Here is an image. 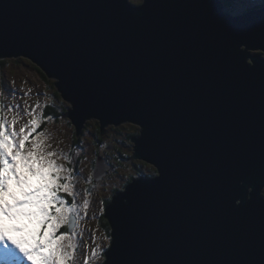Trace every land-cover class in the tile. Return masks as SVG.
Here are the masks:
<instances>
[{"label": "water", "instance_id": "water-1", "mask_svg": "<svg viewBox=\"0 0 264 264\" xmlns=\"http://www.w3.org/2000/svg\"><path fill=\"white\" fill-rule=\"evenodd\" d=\"M218 2L0 0V59L56 80L76 136L140 126L127 161L156 174L105 206L103 264H264V33L227 35Z\"/></svg>", "mask_w": 264, "mask_h": 264}, {"label": "rangeland", "instance_id": "rangeland-1", "mask_svg": "<svg viewBox=\"0 0 264 264\" xmlns=\"http://www.w3.org/2000/svg\"><path fill=\"white\" fill-rule=\"evenodd\" d=\"M129 2L139 5L142 0H129ZM243 3L252 9L258 8V5L264 6V0H243ZM247 51L261 53L264 56V52L261 50ZM19 58H9L4 67H0V106H2L0 117L7 122L9 133L13 131L19 133L20 128L28 125L29 121H34L37 125L36 128L32 129L29 126L26 129L29 134L26 147H31L32 140L43 134V141L48 150L57 153L54 158L56 163L73 171L71 183L74 194L69 195L64 192H61L63 195L59 194L67 204H74L76 208L73 214V223L68 232L72 243L77 246L72 264H103L105 259L103 253L111 241L110 225L108 224V228L103 226L102 219L106 220L104 208L111 202L112 196L115 194L113 190L116 187L120 189L116 192L124 191L127 179L137 172L133 161L139 159H132L131 165L115 160L116 152L111 147V141L117 135L109 131V128L114 126L113 124L103 127V134L100 135L103 141L100 146H97L91 132L97 127V123L99 124V120L96 118L84 121L85 123L82 124L77 135L80 138L79 142L76 143L75 126L70 123L68 117H53L46 114L45 109L49 106L67 107L65 114L71 108V104L65 101L60 93L54 94L56 80L44 75L33 62L26 58ZM86 123L89 131L83 132L82 129ZM127 123L130 122H123L115 126L120 131L118 136L120 139H123L124 134L132 129ZM132 124L136 127L137 132H140V126ZM96 150H99L101 157L104 156L113 163V167L107 174L104 173L106 170L104 160L99 158L104 162V165L94 163ZM127 151H129V146L126 147ZM150 165L155 169L152 164ZM137 177L140 176L134 178ZM29 179L34 186L38 183L36 177H29ZM25 220L27 219H21L16 226L21 228V224ZM65 226H60L57 229V235L67 232ZM31 227L33 225L27 228L31 229ZM12 235L19 236L20 234L12 233ZM93 250L95 255H93ZM8 259L5 254H1L0 264H5ZM17 264H21V258H17Z\"/></svg>", "mask_w": 264, "mask_h": 264}, {"label": "snow or ice", "instance_id": "snow-or-ice-1", "mask_svg": "<svg viewBox=\"0 0 264 264\" xmlns=\"http://www.w3.org/2000/svg\"><path fill=\"white\" fill-rule=\"evenodd\" d=\"M216 6L227 35L264 33V9L254 11L243 0H219ZM29 126L35 129L37 125L29 121L19 133H9L7 122L0 117V244L9 258L5 264H17V249L31 264H72L77 246L68 232L57 235V229L73 223L75 205L67 204L59 194H74V173L56 163L57 153L48 150L43 134L26 147ZM29 177L38 178V183L34 186ZM260 183L264 184V179ZM255 199L264 202V198ZM241 208L246 206L242 204ZM21 219H27L33 227L26 230L16 223L5 224ZM7 241L14 247H9Z\"/></svg>", "mask_w": 264, "mask_h": 264}, {"label": "trees", "instance_id": "trees-1", "mask_svg": "<svg viewBox=\"0 0 264 264\" xmlns=\"http://www.w3.org/2000/svg\"><path fill=\"white\" fill-rule=\"evenodd\" d=\"M19 59H21V58H19ZM7 60L8 59H6V58L0 59V67L1 68L4 67V65L7 63ZM54 92L53 93L55 95H57L58 92L56 90H54ZM58 96H59V94H58ZM66 109H67V107H64V106H60V108L49 106L45 110H46V114L52 115L53 117H62L65 114ZM131 124L132 123H127V125H129L130 128H132V129H130V131H127L124 134V138L123 139H120L118 137L119 133H120L118 128H116L115 126H113V127L111 126L109 128L110 130L108 129L110 131V133L117 135L111 141V147H113L114 149L113 148L112 149L116 152V156H115L116 159L115 160L118 161V162H121V161L126 162L127 160H129L131 158V154H132L131 140H132V138L134 136H136L138 134L136 127H134V125L133 124L131 125ZM82 131L83 132L84 131H89V128L87 127V123L84 125V128L82 129ZM91 132L93 133V136H94L93 140L95 141L96 145L100 146V144H102L103 140H102V137H100L101 131L99 129V124L98 123H97V127ZM74 137H75V139L77 141L76 143H78L80 138L77 137L76 135ZM128 146H129V151L126 152V147H128ZM100 155L101 154L99 153V150H96V156L94 158V163L97 162L96 164H98V162L101 161L100 159L104 160L105 161V168H106V170H104V173H107L109 171V169L113 167V163L110 160L106 159L104 156L101 157ZM101 162L104 165V162L103 161H101ZM127 162L131 163L132 161H127ZM133 166H134V168H135V170L137 172H136L135 175H133L132 177H129L127 179V181H126L127 183L130 182V180H132L136 176L143 175V176H146V177H151V176H155V174H156V171H155L156 169H154L150 164H147V163H145L143 161L134 160L133 161ZM126 184H124V185H126ZM117 190H120V189H118L116 187L113 190V192H116ZM109 201H110V199H109ZM109 201H108V203H109ZM102 221L104 223L103 226L105 228H108L109 226H108L107 220L102 219ZM67 228L68 227L65 226V230H68Z\"/></svg>", "mask_w": 264, "mask_h": 264}, {"label": "bare ground", "instance_id": "bare-ground-1", "mask_svg": "<svg viewBox=\"0 0 264 264\" xmlns=\"http://www.w3.org/2000/svg\"><path fill=\"white\" fill-rule=\"evenodd\" d=\"M142 1H143V0H142ZM19 57H20V58H23V59L26 58L27 60L31 61L29 58H27V57H22L21 55H18L17 57H10V58H14V59H15V58H19ZM6 59H9V57H7ZM31 62H32V61H31ZM34 65H35V64H34ZM42 73H43V72H42ZM66 118H67V117H66ZM69 120H70V119H69ZM70 123H71V120H70ZM106 174H107V173H106Z\"/></svg>", "mask_w": 264, "mask_h": 264}, {"label": "clouds", "instance_id": "clouds-1", "mask_svg": "<svg viewBox=\"0 0 264 264\" xmlns=\"http://www.w3.org/2000/svg\"><path fill=\"white\" fill-rule=\"evenodd\" d=\"M252 53H254V52H252ZM44 74V73H43ZM56 91H57V89H56ZM58 92V91H57ZM59 93V92H58ZM93 119V118H92ZM125 123V122H124ZM131 145L133 146V143H132V141H131ZM132 149V155H133V147L131 148ZM144 162V161H143ZM146 163V162H145ZM148 164V163H147ZM140 176H143V175H140ZM132 180H130V182H131ZM129 183V182H128ZM127 183V184H128ZM109 246H110V242H109ZM109 248V247H108ZM107 248V249H108ZM105 260V259H104Z\"/></svg>", "mask_w": 264, "mask_h": 264}]
</instances>
